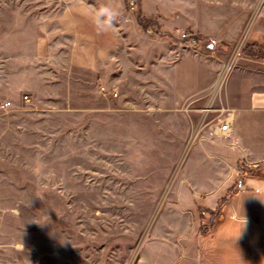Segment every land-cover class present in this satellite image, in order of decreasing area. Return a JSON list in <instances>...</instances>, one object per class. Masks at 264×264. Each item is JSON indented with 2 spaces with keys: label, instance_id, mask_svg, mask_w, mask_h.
Segmentation results:
<instances>
[{
  "label": "rangeland",
  "instance_id": "rangeland-1",
  "mask_svg": "<svg viewBox=\"0 0 264 264\" xmlns=\"http://www.w3.org/2000/svg\"><path fill=\"white\" fill-rule=\"evenodd\" d=\"M80 4L0 0V264H149L148 256H162V234L155 229L158 236H152V229L182 216L170 209L179 206L177 184L184 171H197L189 143L196 132H187L180 150L172 145L195 98L172 106L148 96L135 82L142 74H130L126 52L118 62L105 61L101 71L97 64L74 63L62 46L55 48L56 61L38 57L54 35L70 30L69 15L83 12ZM119 6L130 11L136 4L120 0ZM141 29L140 46L170 36L158 24ZM186 32L197 38L187 30L171 36L189 51L180 38ZM202 40L190 51L231 66L242 57L246 38L242 34L228 50L221 42L205 48ZM40 78L56 96L39 92ZM39 108L47 115L34 117ZM201 110L194 124L201 122L199 136L225 119L224 108ZM202 168L210 174L207 164ZM251 170L264 181V162ZM192 198L197 211L200 197ZM181 200L189 205L184 192Z\"/></svg>",
  "mask_w": 264,
  "mask_h": 264
},
{
  "label": "crops",
  "instance_id": "crops-1",
  "mask_svg": "<svg viewBox=\"0 0 264 264\" xmlns=\"http://www.w3.org/2000/svg\"><path fill=\"white\" fill-rule=\"evenodd\" d=\"M81 1L85 4L78 6L83 12L71 10L69 20L74 24L68 32L54 35V44L47 50L56 44V48L62 46L67 51L73 46L82 48L87 60L85 56L77 64L90 68L97 64L100 71L105 61L118 62L126 52L125 59L134 66L130 74L137 78L142 74L141 80L135 82L143 84L148 96H162V102L172 106L195 98V104L186 109L189 114H184L186 127L170 135L175 139L172 145L180 150L187 132H196L189 143L190 153L199 164L197 171H184L177 184L179 206L170 209H177L182 216L152 229V236L162 234V256H148L149 264H264V181L249 175L252 167L264 162V58H251L241 52L236 65L229 66L222 60L214 61L212 55L184 51L172 38L176 39L177 30H187L202 36L205 48L221 42L228 50L244 34L243 49L250 44L264 45V0H129L135 2V9L139 6L143 17L157 18L156 26L170 35L162 37L157 46L138 44L144 33L135 9H122L120 0ZM104 4L118 11L116 21L123 18V32L116 23L112 30L103 33L92 22L81 24L91 21V13ZM44 79L39 80V92L48 98L56 96L51 83ZM163 103L162 111L166 110ZM207 106L233 114L228 138L213 137L208 130L199 136L201 122L194 129L202 118L201 109ZM39 110L32 111L34 117L47 115L46 108ZM203 164L209 167L207 176L202 174ZM182 192L189 205L181 200ZM194 195L200 197L201 208L197 211ZM205 223L211 227L202 233L201 224Z\"/></svg>",
  "mask_w": 264,
  "mask_h": 264
},
{
  "label": "built area",
  "instance_id": "built-area-1",
  "mask_svg": "<svg viewBox=\"0 0 264 264\" xmlns=\"http://www.w3.org/2000/svg\"><path fill=\"white\" fill-rule=\"evenodd\" d=\"M187 34L182 33L180 35V38L185 42V47L189 48L190 50H194L198 47L197 44V38L192 35L191 33L186 32ZM24 100L28 101V98L24 96ZM210 110L209 108L205 109V112H208ZM225 115V116H224ZM224 122L220 123L219 126H213L212 130L209 129V133L213 137L218 138H228L232 132V120H233V114L230 111L224 110ZM222 116V117H223ZM210 126V127H211Z\"/></svg>",
  "mask_w": 264,
  "mask_h": 264
},
{
  "label": "clouds",
  "instance_id": "clouds-1",
  "mask_svg": "<svg viewBox=\"0 0 264 264\" xmlns=\"http://www.w3.org/2000/svg\"><path fill=\"white\" fill-rule=\"evenodd\" d=\"M118 15L116 9L104 4L91 13V22L99 33L107 32L114 27Z\"/></svg>",
  "mask_w": 264,
  "mask_h": 264
},
{
  "label": "trees",
  "instance_id": "trees-1",
  "mask_svg": "<svg viewBox=\"0 0 264 264\" xmlns=\"http://www.w3.org/2000/svg\"><path fill=\"white\" fill-rule=\"evenodd\" d=\"M136 20L138 24L143 28L146 29L151 25L156 24L154 18H146L141 15V13L136 12ZM199 40L204 39L202 36H197ZM242 53L248 57L251 58H264V45H258V44H250L245 45ZM211 226H208V224H201V232L205 233Z\"/></svg>",
  "mask_w": 264,
  "mask_h": 264
},
{
  "label": "bare ground",
  "instance_id": "bare-ground-1",
  "mask_svg": "<svg viewBox=\"0 0 264 264\" xmlns=\"http://www.w3.org/2000/svg\"><path fill=\"white\" fill-rule=\"evenodd\" d=\"M56 44V43H55ZM57 45V44H56ZM56 45H53L54 49H48L46 51H40L38 53L39 58H44L47 60H50L51 62L56 61L58 56L55 53ZM68 48V47H67ZM70 57H72L73 62L79 63L82 62L83 58L86 56L87 60V54L82 48H75L74 46L69 49Z\"/></svg>",
  "mask_w": 264,
  "mask_h": 264
}]
</instances>
